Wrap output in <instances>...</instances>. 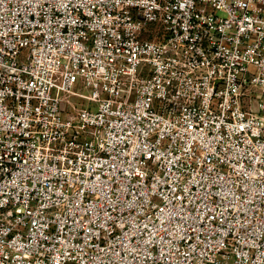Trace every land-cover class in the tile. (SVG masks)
Listing matches in <instances>:
<instances>
[{
	"label": "built area",
	"instance_id": "built-area-1",
	"mask_svg": "<svg viewBox=\"0 0 264 264\" xmlns=\"http://www.w3.org/2000/svg\"><path fill=\"white\" fill-rule=\"evenodd\" d=\"M0 264H264V0H0Z\"/></svg>",
	"mask_w": 264,
	"mask_h": 264
}]
</instances>
